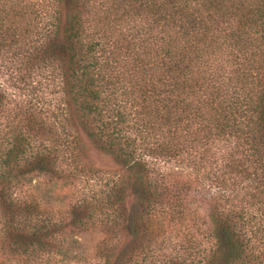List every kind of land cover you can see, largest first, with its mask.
<instances>
[{
  "label": "trees",
  "instance_id": "16d2710c",
  "mask_svg": "<svg viewBox=\"0 0 264 264\" xmlns=\"http://www.w3.org/2000/svg\"><path fill=\"white\" fill-rule=\"evenodd\" d=\"M0 70V264H264V0H0Z\"/></svg>",
  "mask_w": 264,
  "mask_h": 264
},
{
  "label": "rangeland",
  "instance_id": "374dc122",
  "mask_svg": "<svg viewBox=\"0 0 264 264\" xmlns=\"http://www.w3.org/2000/svg\"><path fill=\"white\" fill-rule=\"evenodd\" d=\"M6 76H2V70H0V79L3 80L5 79ZM22 94L23 91H22ZM80 140L81 143H83L84 146V151L86 155L92 159L93 163L95 164L96 167L103 168V169H114L116 167L114 161L112 158L101 151L97 150L95 147H93V144L91 141L84 136L83 134L80 135ZM65 189L59 190V192H64ZM98 233H90V234H85L84 242L88 247H91L93 243L97 240ZM68 264H86V262H81V263H75L71 262Z\"/></svg>",
  "mask_w": 264,
  "mask_h": 264
}]
</instances>
